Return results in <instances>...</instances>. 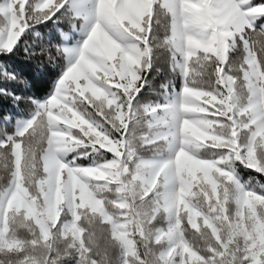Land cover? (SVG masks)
<instances>
[{
    "label": "snow or ice",
    "instance_id": "1",
    "mask_svg": "<svg viewBox=\"0 0 264 264\" xmlns=\"http://www.w3.org/2000/svg\"><path fill=\"white\" fill-rule=\"evenodd\" d=\"M0 264H264V2L0 0Z\"/></svg>",
    "mask_w": 264,
    "mask_h": 264
},
{
    "label": "trees",
    "instance_id": "2",
    "mask_svg": "<svg viewBox=\"0 0 264 264\" xmlns=\"http://www.w3.org/2000/svg\"><path fill=\"white\" fill-rule=\"evenodd\" d=\"M27 75L32 80V84H33L32 92L38 96L47 95V90L49 88V84L47 80L44 77H41L38 74L31 72L27 73ZM160 82H162V80H158L157 84H159ZM9 131H11V129Z\"/></svg>",
    "mask_w": 264,
    "mask_h": 264
},
{
    "label": "rangeland",
    "instance_id": "3",
    "mask_svg": "<svg viewBox=\"0 0 264 264\" xmlns=\"http://www.w3.org/2000/svg\"><path fill=\"white\" fill-rule=\"evenodd\" d=\"M262 2H264V0H254V3L257 4V5H258L259 3H262Z\"/></svg>",
    "mask_w": 264,
    "mask_h": 264
}]
</instances>
